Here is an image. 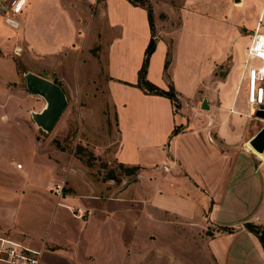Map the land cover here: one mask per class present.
Here are the masks:
<instances>
[{
	"label": "crops",
	"instance_id": "obj_1",
	"mask_svg": "<svg viewBox=\"0 0 264 264\" xmlns=\"http://www.w3.org/2000/svg\"><path fill=\"white\" fill-rule=\"evenodd\" d=\"M112 1L113 5L118 3L136 15L143 27L141 46L144 49L147 41L143 40L152 34L148 9L130 0H86L87 5L98 6L96 27L100 37L93 44L88 43L89 36L86 38L85 31L77 23L85 19L84 7V12L78 9L80 0H33L31 10L37 11L39 4L46 2L49 6L55 5L65 11L72 25L70 39L65 41V45H78L82 37L86 40L75 51H88L93 45H101L96 63L105 65L109 84L115 79L119 80L122 83H118L121 84L118 87L120 90V87H125L133 91L142 102L143 106L132 107L125 96L113 90L112 107L116 118L117 141L113 145L112 158L130 168L139 166L138 173L131 180H124L120 184L115 181L112 184L109 181L94 182L84 175L82 184V179L77 178V159H66L62 165L43 158L41 165L48 167L50 174L44 176L43 180H47L41 187L35 183L38 179H35L33 172L41 154L39 142H36L29 162L22 168L17 167L19 161H15L14 156L4 158L2 149L0 237H8L41 250V264H149L152 255L158 252L161 257L159 264H168L163 257L174 255L173 250L177 254L182 253L188 243L187 237L193 239L194 245H198L202 254L211 258L213 264H264V245L246 226L248 223H264V152L259 157L258 151L249 144L264 127V107L251 108L248 102L245 67L248 48L239 50L236 46L238 39L231 41L229 38L226 48L231 43V49L227 52L233 54L232 67L224 79L210 76L218 64H222L218 62V50H227L223 45L218 46L214 26H217V22L225 23L229 28L222 35L225 37L242 34L239 28L244 27L248 31L244 34L250 36V44L253 31L264 29V0H177L179 6L175 12H178L176 15L180 23L172 30L177 33L176 45L187 54L183 56V62L194 64V56L200 51L205 61L199 63L201 66L196 76L187 66L182 68L181 75L176 73L175 61L170 64V76L156 78L152 71L153 57L147 77L163 89L173 87L179 107L169 97L148 93L137 86L145 56L126 66L118 65L117 62L111 64L110 57L108 60L105 44L101 43L103 33L100 26L111 23L112 12L107 2ZM157 1L150 0L158 33L156 38L159 39L164 35L167 23L162 15L171 20L172 14L166 6L171 5L172 8L173 2L159 0L166 6L156 7L154 3ZM201 5L204 8L198 7ZM199 21L206 25L203 31L198 28ZM114 23L119 25L118 22ZM110 26L111 29L115 27L113 24ZM121 28L123 32L124 26ZM80 31L84 34H80ZM200 42L203 47H199ZM40 43L36 42L38 47ZM32 47L34 51L43 50L42 54L53 52L50 47L42 46L43 49L39 50L35 44ZM45 48L48 50L45 51ZM238 57L244 59L237 60ZM68 66L73 68L70 63ZM125 68L129 70L128 77L124 75L127 74ZM86 69L83 66L79 68L85 75ZM90 69L95 71L94 66L87 70ZM28 71L18 72V77H21L18 82L6 76L1 77L2 82L26 98L23 78ZM31 71L50 79L36 70ZM120 72L121 75H118ZM202 72L206 81L202 78ZM82 74L80 78L84 77ZM190 98L196 99L203 112L197 107L193 110L188 108ZM200 114L202 116L198 117ZM177 127L181 129L174 134ZM156 150V155L161 156L153 160ZM142 156L150 161H142ZM60 165L64 169L61 175L58 174ZM64 176L70 188L60 198L51 193L48 186L59 182ZM78 207L91 211V214L84 218L75 217L71 209ZM248 209L253 210L251 217L237 221L226 215L247 212ZM24 212H37L39 215L35 219L38 223L41 221L40 215L45 220L39 228H45L46 222L50 220L49 224L53 227L56 225L61 234L62 227L68 230V225L63 226L61 219L66 212L77 225L78 236L74 235L73 241L61 242L50 234L47 238L48 232L38 235V231L31 229V224L23 218ZM93 221L99 224L101 230L110 226V222L115 224L120 238H113L112 244L110 238H89ZM75 244L80 245V251L77 245L74 248ZM98 245L105 252L101 258L95 248ZM160 245L166 247L163 249ZM47 248L50 253L61 252L69 256L70 261L62 257L55 261L43 257ZM106 251L109 253L106 254Z\"/></svg>",
	"mask_w": 264,
	"mask_h": 264
},
{
	"label": "rangeland",
	"instance_id": "obj_2",
	"mask_svg": "<svg viewBox=\"0 0 264 264\" xmlns=\"http://www.w3.org/2000/svg\"><path fill=\"white\" fill-rule=\"evenodd\" d=\"M11 1L12 0H0V150L2 151L3 149L2 156L4 158L14 156V159H16L15 161H19L22 165H26V162H29V158L32 156L31 153L33 152L36 142H39L41 154L38 158L36 157L37 164L33 168V172L35 179H38L35 183H39L41 187H44L45 181L47 180H43L44 176L47 177L50 174L48 167H43V165H41L43 164V158L56 161L62 165L66 159H77V178L82 179V184H84V175L92 178L94 182L109 181L111 184L114 181L116 184H120L124 180H131L137 175L138 171L132 170L130 167L118 163L112 158L113 145L117 141L116 118L113 115L112 107L113 90L125 96L132 107L134 105L143 106L142 102L133 91H129L125 89V87H120V90L118 87L121 86L122 83L119 80L115 79L109 84L110 80L107 78L105 65H100L99 62L98 64L96 63V58L99 59V53L102 50L101 45H93L88 51L84 49L82 51H75L78 46H82V41L83 43L85 42L86 39L84 37L81 38L78 45H65V43H67L65 41H69L70 39L72 26L67 20L65 11L56 8L55 5L49 6L46 2L39 4L37 11L31 10L33 0H28V4L24 10L21 13H15ZM80 2L81 6L78 9L82 10V7H84L85 13L83 16L85 15V19L77 23H79V26L85 31L86 38L89 36L88 43L93 44L95 39L100 37L98 36V27H96L98 6L87 5L86 0H80ZM172 2V8L171 5L166 6L159 0L154 3L156 7L166 6L169 13L172 14V17L171 20H168L166 18L167 16L162 15L167 22L164 26V35L162 38H156L155 48L149 57L148 70L151 65V60L154 57L152 71L156 78H160L161 75L165 77L170 76V72H172L170 64L175 63V61L177 63V69L174 71L176 73L181 75L182 68H186L187 66L188 69L194 71L196 76L201 66L199 63L203 64L205 60L200 51L198 53L196 52L194 56L196 59L194 64L192 63L189 65L187 62H183L185 61L183 56L187 54L176 45L177 33H174L172 30L178 27L180 23V19L179 17L177 18L176 15L178 12H175L179 5L176 4L177 0H172ZM107 3H109L112 12L111 23L100 26L101 28L99 27L103 33L101 43L105 44V54L108 55V60L110 57L111 64L117 62L118 65L121 64L122 66L130 65V63L136 60L138 61L145 56L152 34L149 35L147 40H143L144 42L147 41V43L144 49H142L141 41L143 27L137 20L136 15L118 3H116V5H113V1ZM149 3L152 7L150 0ZM198 7L204 8L203 5ZM106 8L109 9L108 5ZM84 10L82 11L84 12ZM49 11L51 14H49ZM114 17H116L115 21ZM102 21L101 19V24L103 23ZM114 22H118L119 25ZM110 24L115 25V27L111 29ZM197 25L201 31H203L206 26L201 21H199ZM225 25L226 24L223 22H217V26H214L215 30H217L216 39L218 46L223 45V48H226L229 38L231 41L238 39L236 42L237 48L241 51L247 50L250 36L248 37L244 33H248V31L244 27H240L239 30L242 34L236 33L232 36L225 37L222 36L223 33L229 30ZM121 26H124L123 32L121 31ZM154 30L157 37L158 33L155 25ZM83 31H80V34L83 35ZM89 32H91V34H89ZM254 32L255 31H253L252 35ZM261 32H264V29H261ZM36 42H41V45L38 47ZM33 44L36 45L38 50L43 46L47 48L50 47L53 52L50 54L49 52H46L47 54H42L44 53L43 50H40L41 52L34 51L32 47ZM198 45L199 47H203L201 42L198 43ZM226 49L225 52H221L222 48L218 50V62L222 64H218L215 72L210 76H214L217 79H224L228 75L233 63V54L230 55V52H227L231 49V43ZM44 50L46 51L48 49L45 48ZM221 57H223L222 61ZM144 59L143 57V62ZM238 59L243 60L244 57H238L237 60ZM69 63L73 65V68L69 66L66 67ZM82 66L87 69L94 66L95 71H93L94 69H86V75L84 73L82 74V72H80L81 69L79 70ZM28 70H36L49 76L50 80L54 79L58 81L57 83H59L66 92L68 106L58 123L50 132L39 127L33 119V112L41 111L46 106L47 102L42 96L33 94L28 90L25 76L23 82L26 98L12 87L7 88L2 82L3 79L1 77L5 76L13 82H18L21 80V77H18V72L21 73V71ZM124 71L127 72V74L124 75L128 77L129 70L125 68ZM81 74L84 75L85 78H80ZM115 74H117V72ZM111 75H114V73ZM118 75H121V72ZM203 76L204 72H202V78ZM203 79L205 81L207 80V78ZM125 83L126 82H124V84ZM202 85H204L203 82ZM195 107H197L200 112H203L201 105L196 99L190 98L188 101V108L193 110ZM252 107L254 106H251V108ZM201 116L200 114L198 117ZM156 153L157 150L152 157L153 160L155 157L161 156V154L156 155ZM256 153L259 157L263 156L262 153ZM141 159L144 162L150 161L143 156ZM44 163H46V161H44ZM59 169L58 174H63V166L60 165ZM48 179V181H50V178ZM66 180L64 176L60 178L59 182L51 183L48 186V190L50 191V187L53 185L64 184L65 193L66 190L70 188ZM48 181L46 183H48ZM50 192L57 195L54 190ZM143 193L145 192L143 191ZM57 196L60 198L62 197L59 195ZM257 196L259 197L260 195ZM251 199L253 201L254 198L252 197ZM71 212L75 217L80 215L81 217L79 218H84L91 214V211L80 207L72 208ZM252 213L253 210L248 209L247 212H233L226 215L233 218L234 221H237L245 217H251ZM37 215H39L37 212H24L23 218L31 224V229L38 231V235H43L44 232H48L47 238H49L50 234L51 237L61 242L68 240L73 241L75 240L74 235L75 237L78 236V233H76L77 225L73 222V219L69 218L66 212L62 214L61 219L63 226L68 225V230L62 227V234L60 229H56V225L53 227L52 224H49L50 220L46 222L45 228H39L43 226L42 224H44L45 220L44 217L40 215L41 221L39 220L38 223V220L35 219ZM262 225H264V223H262ZM49 229L50 231H48ZM88 237L93 239L98 237L102 239L110 238V243L112 244L114 242L113 238H120V234L118 228L111 222L110 226H105L101 230L99 224L93 221ZM187 240L188 243L185 244L182 253L179 252V254H177V251L173 250L174 255H166L163 259H165L168 264H172V262L173 264H213L211 258L207 255L205 257L200 247L194 245L192 238L187 237ZM76 245L78 246L77 250L80 251V245L75 244V249ZM160 247L164 249L166 246L160 245ZM95 248L100 258L105 255L100 245ZM47 250L48 248L43 254V257H48V259L53 261L62 257L65 259L68 258L70 261V257L61 252L50 253ZM106 252V254L109 253L108 251ZM158 253L152 255V260L148 261L149 264H159L161 257Z\"/></svg>",
	"mask_w": 264,
	"mask_h": 264
},
{
	"label": "built area",
	"instance_id": "obj_3",
	"mask_svg": "<svg viewBox=\"0 0 264 264\" xmlns=\"http://www.w3.org/2000/svg\"><path fill=\"white\" fill-rule=\"evenodd\" d=\"M15 13H21L27 0H12ZM257 61V62H256ZM246 67L247 98L251 106L264 107V32L257 28L248 46ZM18 163L17 167L22 168ZM59 195L64 194V184L50 187ZM82 211V210H80ZM83 212V211H82ZM78 217H81L78 215ZM42 251L31 248L23 242L0 237V262L7 264H41Z\"/></svg>",
	"mask_w": 264,
	"mask_h": 264
},
{
	"label": "water",
	"instance_id": "obj_4",
	"mask_svg": "<svg viewBox=\"0 0 264 264\" xmlns=\"http://www.w3.org/2000/svg\"><path fill=\"white\" fill-rule=\"evenodd\" d=\"M28 90L42 96L47 104L39 112H33V119L39 127L47 132L53 130L68 106L65 90L58 83L38 75L32 71L25 74ZM262 116H264V111ZM250 144L258 151L264 152V127L250 141Z\"/></svg>",
	"mask_w": 264,
	"mask_h": 264
},
{
	"label": "trees",
	"instance_id": "obj_5",
	"mask_svg": "<svg viewBox=\"0 0 264 264\" xmlns=\"http://www.w3.org/2000/svg\"><path fill=\"white\" fill-rule=\"evenodd\" d=\"M130 1L135 5H142L148 9L150 24H151V28H152V38H151L150 43L147 47V50L145 53V59H144V62L142 64V67L139 70V78H138L137 86L144 89L148 93L165 95V96L169 97L174 102L176 107H179L178 102H177V96L175 94L173 87L169 90L163 89V88L157 86L156 84H154L147 77L149 57L155 48V44H156V40H157L156 35H155V30H154V20H153L152 7H151L148 0H130ZM180 129H181L180 127H177L174 130V134L179 133ZM139 168H140L139 166L131 167L132 170H136V171ZM246 226L248 229H250L252 232H254L260 238L262 244L264 245V225H262V224L256 225V224L248 223Z\"/></svg>",
	"mask_w": 264,
	"mask_h": 264
}]
</instances>
